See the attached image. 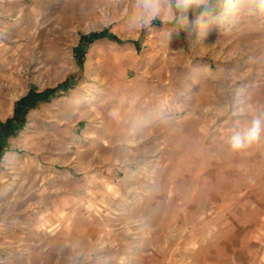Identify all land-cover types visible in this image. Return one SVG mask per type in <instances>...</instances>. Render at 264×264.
Returning a JSON list of instances; mask_svg holds the SVG:
<instances>
[{
	"label": "rangeland",
	"instance_id": "rangeland-1",
	"mask_svg": "<svg viewBox=\"0 0 264 264\" xmlns=\"http://www.w3.org/2000/svg\"><path fill=\"white\" fill-rule=\"evenodd\" d=\"M191 21L166 47L113 0H0V123L68 84L8 138L0 264H264V138L229 143L264 16Z\"/></svg>",
	"mask_w": 264,
	"mask_h": 264
},
{
	"label": "clouds",
	"instance_id": "clouds-1",
	"mask_svg": "<svg viewBox=\"0 0 264 264\" xmlns=\"http://www.w3.org/2000/svg\"><path fill=\"white\" fill-rule=\"evenodd\" d=\"M125 12V25L131 32H155L167 47L172 36L194 23L203 33L217 20L264 16V0H113ZM159 27H156V25ZM230 147L249 148L264 138V106L241 103L232 109Z\"/></svg>",
	"mask_w": 264,
	"mask_h": 264
},
{
	"label": "trees",
	"instance_id": "trees-1",
	"mask_svg": "<svg viewBox=\"0 0 264 264\" xmlns=\"http://www.w3.org/2000/svg\"><path fill=\"white\" fill-rule=\"evenodd\" d=\"M103 38H109L116 42H120L116 36L104 31L84 37L82 44L87 45ZM79 51L83 52V49L79 47ZM67 88L68 84L67 82H64L57 88L47 90L43 93L30 92L26 97L17 102L13 118L8 119L4 123H0V162L5 151L7 150L6 147L8 146V138L17 135L18 131L24 127L26 123V114L28 111L31 108L36 107L39 103L49 102L53 97L67 90Z\"/></svg>",
	"mask_w": 264,
	"mask_h": 264
}]
</instances>
